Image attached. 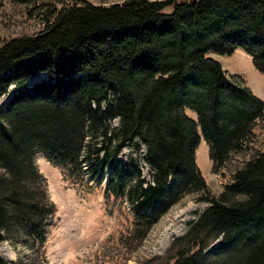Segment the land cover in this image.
I'll use <instances>...</instances> for the list:
<instances>
[{
    "label": "trees",
    "instance_id": "trees-1",
    "mask_svg": "<svg viewBox=\"0 0 264 264\" xmlns=\"http://www.w3.org/2000/svg\"><path fill=\"white\" fill-rule=\"evenodd\" d=\"M7 1L46 23L0 47V99L15 88L0 106V243L17 232L46 240L54 207L35 164L42 152L107 181V196L130 205L137 239L190 193L208 204L166 254L138 264H264V151L249 147L264 101L209 57L242 49L264 75V0ZM202 137L215 170L249 154L219 195L197 164ZM128 146L146 150L151 179L119 159Z\"/></svg>",
    "mask_w": 264,
    "mask_h": 264
},
{
    "label": "rangeland",
    "instance_id": "rangeland-1",
    "mask_svg": "<svg viewBox=\"0 0 264 264\" xmlns=\"http://www.w3.org/2000/svg\"><path fill=\"white\" fill-rule=\"evenodd\" d=\"M63 1L71 5H81L82 1H87L95 6L109 7L126 0ZM49 2L52 3L50 7L56 5L54 1ZM57 7L61 8V4H57ZM171 10L168 8L166 12ZM45 23L37 13L33 14L27 8L5 0L0 6V47L11 39L40 33ZM209 57L218 61L235 83L247 86V82L256 96L264 101V75L257 70L253 58L244 50L237 49L232 56L210 53ZM43 79V76L40 77V81ZM37 82L33 81L34 84ZM14 92L15 88L12 87L0 99V106L6 105ZM188 114L197 120L194 112L188 111ZM258 123L254 140L249 144L252 152L264 151V121ZM112 124L117 127L119 120L116 119ZM248 155L245 152L233 153L224 167L215 170L209 144L202 137L196 160L213 194L219 195L223 191L231 182L233 173L248 160ZM130 158L136 160L143 176L151 179L146 150L138 152L135 146H128L119 159L126 162ZM35 164L46 181L54 211L50 225L46 228V240L42 244L24 232L3 236L5 240L0 243V255L12 264H138L145 259L166 254L174 240L187 233L189 222L196 220L208 207L207 203L199 201L198 194L190 193L171 208L147 237L141 240L130 234L133 222L130 205L125 198L107 196V181L97 182L88 175L86 168L71 175L66 167L52 162L42 152L35 157ZM219 243L220 240L205 250L208 257L213 256Z\"/></svg>",
    "mask_w": 264,
    "mask_h": 264
},
{
    "label": "crops",
    "instance_id": "crops-1",
    "mask_svg": "<svg viewBox=\"0 0 264 264\" xmlns=\"http://www.w3.org/2000/svg\"><path fill=\"white\" fill-rule=\"evenodd\" d=\"M264 77V76H263ZM247 86H249L250 87V89L253 91V88L249 85V84H247V82L245 83ZM254 93V92H253ZM255 94V93H254ZM256 95V94H255Z\"/></svg>",
    "mask_w": 264,
    "mask_h": 264
},
{
    "label": "water",
    "instance_id": "water-1",
    "mask_svg": "<svg viewBox=\"0 0 264 264\" xmlns=\"http://www.w3.org/2000/svg\"><path fill=\"white\" fill-rule=\"evenodd\" d=\"M37 80H39V79H37ZM36 81V80H35ZM32 83H30V85H31Z\"/></svg>",
    "mask_w": 264,
    "mask_h": 264
}]
</instances>
